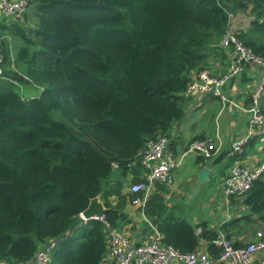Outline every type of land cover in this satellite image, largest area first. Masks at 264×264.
<instances>
[{"label": "trees", "instance_id": "1", "mask_svg": "<svg viewBox=\"0 0 264 264\" xmlns=\"http://www.w3.org/2000/svg\"><path fill=\"white\" fill-rule=\"evenodd\" d=\"M30 3L33 26L0 23L10 79L41 90L25 97L0 77V260L29 261L56 239L49 264H102L109 226L120 228L126 206L142 195L113 183V164L137 174L146 143L170 136L191 101L184 94L191 71L228 62L220 42L232 15L250 10L241 37L264 58V0ZM9 36L22 41L15 59ZM165 188L142 207L162 242L193 252L206 240L217 255L219 233L179 217ZM99 195L109 210L102 219H82ZM243 203L248 212L221 226L228 237L241 222L264 220V174Z\"/></svg>", "mask_w": 264, "mask_h": 264}, {"label": "crops", "instance_id": "2", "mask_svg": "<svg viewBox=\"0 0 264 264\" xmlns=\"http://www.w3.org/2000/svg\"><path fill=\"white\" fill-rule=\"evenodd\" d=\"M249 11L250 10L247 11L248 17L250 16ZM237 15L238 14H236V18ZM7 19L6 21L1 20L0 23L7 24L12 21H18V18ZM9 20L12 21L9 22ZM249 24L250 21H247V26L242 29L247 30ZM226 52L229 55L227 63L212 61L210 66L206 69L216 76L225 74L232 59L230 53L228 51ZM196 74L197 71H191L190 78L192 79ZM261 78V67L254 62H250L238 76L234 77L223 86L224 100L221 97L203 94L201 92L193 93L190 95L191 101L186 109L184 118L174 125L170 134V153L176 158L181 159V163L180 166L174 170L173 183L169 185L164 184L166 188L163 191V195L169 205L176 206L181 199L188 200L199 196L203 184L209 182L213 192L210 194L208 205H206L207 209H209L207 219L198 220L200 215H195L196 217L199 216L196 218L195 222H193L192 219H187L196 225L205 221L209 224V227L216 230L219 235L224 234L227 237L228 235L221 230L222 224L247 213L248 207L243 203L245 196H233L228 200L223 196V179L225 175L218 176V171L231 160L229 165L240 162L251 168L258 167L264 163V144L260 140L261 129L250 127V114L245 111V108L249 107L252 102L253 90L260 84ZM261 107L264 112V95L261 100ZM192 120L195 121V126L188 129L189 123ZM185 133L186 137L184 136ZM242 138H246V142L242 146L240 152H235L233 144ZM196 140L214 141L218 147L217 152H215L211 158H206L204 156L206 159L204 161H199V157H202L203 154L196 150L190 151L191 144ZM192 153L198 154L196 159L192 158ZM221 156L222 159L216 162V159ZM205 166L209 167L211 172L208 175V179L199 186V173ZM228 168L229 167H227L225 174ZM128 179L130 182L129 186L123 190L124 192L131 193V185L140 180H147V173L143 167H140L137 174L130 171L124 175L118 167H114L112 177L114 184L123 185L122 181ZM160 184L161 183H156L153 188H151L148 196L152 195L154 192H159L158 186ZM99 198L100 201L104 203L101 195H99ZM125 211L128 213V220L124 222L119 229L133 242L144 244L158 240L160 233L152 220L145 215L140 204H135L131 201V203L126 206ZM80 216L84 219L82 213ZM259 221L262 220L252 223L241 222L238 228L232 230L231 237L229 238L236 244H245L241 239L243 230L247 227V229L252 232L251 240H253L258 230V228L257 230L254 228V225L258 224ZM199 249L207 251L216 259L219 256V253L216 255L210 251L209 243L206 240L201 241ZM260 256L261 254H258L256 258ZM102 264L115 263L110 254L107 253ZM217 264L233 263L231 261H217Z\"/></svg>", "mask_w": 264, "mask_h": 264}, {"label": "built area", "instance_id": "3", "mask_svg": "<svg viewBox=\"0 0 264 264\" xmlns=\"http://www.w3.org/2000/svg\"><path fill=\"white\" fill-rule=\"evenodd\" d=\"M30 5V0H0V21L5 18L22 17L28 12ZM234 18L232 15L220 42V46L232 57L227 71L221 76L212 74L208 69L197 72L188 83L184 94L190 96L195 92H201L221 97L224 100L223 86L238 76L248 63H256L261 67L262 78L260 84L253 90L252 102L249 107L245 108V111L250 114V127L261 129L260 140L264 144V112L261 107L264 95V58L245 44L241 37L242 30L235 24ZM4 63L5 53L0 41V77L10 79ZM12 68L16 70L14 65ZM22 76L30 81L28 76L24 74ZM10 81L24 90L25 85L17 79L11 78ZM170 142L169 135H161L146 143V148L141 155V165L147 173V180L137 181L130 188L133 194L142 193L133 200L135 204L143 207L148 200V193L156 183L166 185L173 183L174 170L180 166L181 159L170 153ZM245 142L246 138L236 141L233 144L234 151L240 152ZM195 150L206 158H211L217 152L218 147L214 141L196 140L190 146V151ZM113 166L118 167L115 163ZM263 172L264 163L255 168L240 162L234 163L223 179V196L227 200L233 196H246ZM99 218L102 219L103 216L95 219ZM200 231L201 228H198V232ZM56 243L57 240L52 239L42 245L29 261L0 260V264H49ZM214 243L220 248L217 259L207 251L200 249L183 252L174 245L164 244L161 234L155 242L138 244L119 228L111 226L108 228V253L115 264H217V261H231L233 264H264V229L257 230L254 239L243 245H236L224 234H220ZM258 254L261 256L256 258Z\"/></svg>", "mask_w": 264, "mask_h": 264}, {"label": "rangeland", "instance_id": "4", "mask_svg": "<svg viewBox=\"0 0 264 264\" xmlns=\"http://www.w3.org/2000/svg\"><path fill=\"white\" fill-rule=\"evenodd\" d=\"M31 8L32 7L30 5V8H29L28 12H26L25 15H23L22 17L18 18L17 19L18 21L9 20V22L10 21H12V22H23L26 26H33L35 24V21H34L33 16H32ZM26 14H29L28 17H26ZM234 17H235L234 18L235 19V24L242 31H244V29H242V28H245L247 26V21H250L252 19L251 14L248 17L247 12H240V13H238L237 18H236V15H234ZM263 19H264V17H263ZM2 20L6 21L8 19L5 18V19H2ZM12 22H10V23H12ZM7 24H9V23H7ZM6 40H7V42H10V45H11L10 48L12 49V56L15 59V51L14 50L16 48H18L20 45H22V41L19 38L14 37V36H9V38H7ZM8 65H6V60H5L4 68H5L6 72H7V70L9 71L11 69V65H9L10 69L7 68ZM14 66H15V63H14ZM16 69L18 70V68H16ZM19 90L22 93V96H25V97L37 96L41 92L40 88L35 87L33 85H30V84L26 85L24 87V90L19 87ZM195 116H193V117H195ZM194 122L195 121L192 120L189 123L188 129L189 128H193L195 126ZM184 136L186 137V133L184 134ZM191 156H192V158L196 159L198 154L197 153H192ZM122 182H123V185H121V186L123 187V189H125L127 186H129V183H130L129 179L128 180H124ZM212 192H213V189H212L210 183L209 182L208 183H204L203 187L200 190L199 196H197L194 199H192V198H190L188 200L187 199H181L180 201H178V203L176 204V206H177L176 207L177 215L179 217H185V218L192 219L193 222H195L196 218L199 217V216L196 217L195 215H200V218L198 220L207 219V214L209 212V209H207L206 205H208V203H209V197H210V194ZM254 228L256 230H257V228H258V230L259 229H264V220L259 221L258 224L254 225ZM251 233H252L251 230H248L247 227L244 228L243 234H242V239H241L243 241V243H247V242H249L252 239L251 238Z\"/></svg>", "mask_w": 264, "mask_h": 264}, {"label": "water", "instance_id": "5", "mask_svg": "<svg viewBox=\"0 0 264 264\" xmlns=\"http://www.w3.org/2000/svg\"><path fill=\"white\" fill-rule=\"evenodd\" d=\"M211 169L207 166L203 167L199 173V182L200 186L204 181L208 179V175L210 174ZM109 208H107L104 203L100 201L99 196L93 198L87 207L86 210L83 211L82 215L84 219L89 220L92 218H98L99 216H103Z\"/></svg>", "mask_w": 264, "mask_h": 264}]
</instances>
